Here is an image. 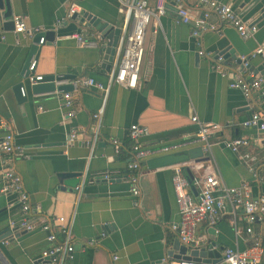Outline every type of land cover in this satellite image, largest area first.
I'll return each mask as SVG.
<instances>
[{
  "label": "crops",
  "instance_id": "0c3cea01",
  "mask_svg": "<svg viewBox=\"0 0 264 264\" xmlns=\"http://www.w3.org/2000/svg\"><path fill=\"white\" fill-rule=\"evenodd\" d=\"M219 1L229 3L243 20L253 22L256 31L243 39L234 27L220 24L211 14L209 21L218 23L219 30H208L200 40L202 49L214 56H201L192 35L193 24L179 21L171 2L166 13L147 27L137 86L113 83L107 93L83 85L36 92L22 72L35 57L36 72L43 78L75 76L55 81L56 87L73 85L77 78L105 82L116 57L110 63L98 54L93 33L70 19V8L77 4L76 12L86 10L119 27L122 36L128 27L118 0H9L13 16L22 14L29 27L41 28L43 44H38V35H15L3 19L4 8H0V36H4L0 39V117L8 121L7 131L26 153L21 158L0 156V188L4 170L12 168L29 195V217L37 225L50 222L57 236L55 242H49L47 232L39 226L32 231L11 227L9 220L20 216V208L15 194L0 191V231L11 232L3 243L6 264H42V251L54 243L73 246L69 264H171L178 260L167 255L178 238L172 225L180 218L172 176L185 150L200 144L148 155L141 161L140 194L134 196L128 182V158L122 152L133 123L147 128L140 139L143 147L159 148L194 136L198 125L191 115L195 114L201 122L218 125L220 138L249 136V145L241 151L256 155L255 166L264 176V131L241 124L251 112L264 114V104L256 92L245 97L229 85L237 76L248 78L250 71L239 68L231 55L223 60L224 75L214 62L220 50L230 47L237 57H247L254 70L264 63V17L260 16L264 0ZM147 2L154 8L155 0ZM181 3L194 18L200 17L198 0ZM74 34L81 35L85 44L80 45ZM257 48H262L263 54L253 55ZM19 86L24 87L23 96ZM65 91L72 93L71 108L61 105V92ZM5 131L0 129V136ZM73 132L75 139L71 140ZM114 139L120 141L117 153ZM203 153L207 160L187 161L195 181L214 170L227 186L248 182L254 195H264V180L252 177L238 153L217 142ZM61 172L83 175L72 188L59 182L57 174ZM187 191L193 194L189 186ZM60 216L63 222L56 220ZM238 225L240 232L236 233L226 213L212 226L213 232L207 222H199L195 235L200 242H214L220 253L225 247L244 250L259 238L262 253L258 264H264V220L253 225L252 234L244 231V220L238 218ZM191 259L196 260L194 256Z\"/></svg>",
  "mask_w": 264,
  "mask_h": 264
},
{
  "label": "built area",
  "instance_id": "2783aa9c",
  "mask_svg": "<svg viewBox=\"0 0 264 264\" xmlns=\"http://www.w3.org/2000/svg\"><path fill=\"white\" fill-rule=\"evenodd\" d=\"M123 8L124 22L128 27L127 33L119 37L116 48V63L107 76L106 81L96 80L92 77L85 79H77L74 81V87L86 86L95 88L107 93L110 84H117L126 88H135L139 78V72L145 50V34L151 20L158 21V18L164 15L168 5L172 2L176 6V12L179 21L182 23H192V35L196 39V46L199 48L198 54L213 58L214 54L205 52L202 49L200 37L208 30H219L218 23L209 21L210 15L214 14L220 24H228L235 28L239 36L243 39L251 36L257 29L253 22L243 20L235 9L226 2L219 0H198L199 6L202 8L200 17L194 18L189 9L182 5L181 0H155L154 8L149 7L147 0H118ZM77 4L73 3L70 13L76 12ZM13 29L15 35L29 34L40 35L38 44L45 41L44 34L40 27H29L26 16L17 14L12 17ZM61 22V20H59ZM58 22V23H59ZM77 42L82 45L85 40L81 35H72ZM0 39H4L1 35ZM16 43L17 40H16ZM263 54L262 48H257L253 55ZM243 69H249L248 58L240 57ZM223 57L216 55L214 62L215 68L221 74H225ZM37 59L32 57L26 68L22 72V76L30 84L35 85L43 80V75L36 72ZM249 77L237 76L230 83V87L238 88L245 97H249L252 92H256L262 103L264 104V74H256L250 70ZM253 72V73H252ZM255 73V74H254ZM21 95H24V87L19 86ZM61 105L63 108H71L73 105V96L71 92H61ZM42 109L41 106L38 107ZM101 109L93 116L96 118L101 114ZM69 115H74L73 111ZM191 121L197 123L198 130L191 138H185L180 141L173 142L159 148H145L142 146L140 139L147 134L145 126L133 123L129 126L128 138L131 141L129 157L127 160V170L129 172L128 182L130 183V191L134 196H138V177L141 167V161L148 155L163 151L169 152L186 147L190 144H200L204 152L209 151L214 142L221 143L224 147L230 149L234 153L240 155L241 160L248 167L249 173L254 179L264 180V176H260L255 166L256 155L241 151L249 145V136H235L230 138H220L218 136V125L207 124L201 122L195 114L191 115ZM242 126L259 131H264V114L257 111L242 121ZM0 129L6 130L0 136V156L11 155L14 158L26 157L25 149L22 145L14 141L12 132L8 130V121L0 117ZM75 139V133L71 134V140ZM115 152H119L120 141L114 139L112 141ZM264 144V141H263ZM188 162L178 163L174 167V175L172 176V184L175 192V201L179 212V222L172 225V229L176 231L180 242L190 248H199L203 242H200L195 235V229L199 222L205 221L211 227L214 226L223 214L230 216V224L236 233H239L238 218L244 220L246 226L244 231L248 234L253 233V225L264 220V195H254L252 187L248 182H242L239 186H227L216 171L206 173L203 178L192 183L196 186L197 195L187 191L189 183L183 175V168ZM188 167V166H187ZM189 168V167H188ZM107 176H105L106 178ZM195 181V182H194ZM0 191L3 194H15L17 203L20 208V216L17 219H10L9 225L18 230L32 231L37 226L41 230L47 232L46 239L49 242H55L57 239L55 228L50 222H42L40 225L29 217L31 205L29 195L25 191L22 179L12 168L8 167L4 170L1 179ZM58 222H63L64 217H58ZM62 231H66L63 229ZM216 249V245L210 246ZM73 246L69 244L60 245L52 244L42 251L41 257H47L52 264H69L68 261L73 259ZM262 253V245L259 238H256L252 245L244 250L233 247H225L221 251V260L217 263L202 262L193 259L177 260L171 264H258ZM117 256L114 255L113 259Z\"/></svg>",
  "mask_w": 264,
  "mask_h": 264
},
{
  "label": "water",
  "instance_id": "95a60500",
  "mask_svg": "<svg viewBox=\"0 0 264 264\" xmlns=\"http://www.w3.org/2000/svg\"><path fill=\"white\" fill-rule=\"evenodd\" d=\"M61 1L65 2V0ZM0 8H4L5 10L2 16L3 19L7 21L6 25L10 26V28L13 29V13L11 11L9 0H0ZM260 16L264 17V5L260 8ZM70 19L73 22H79V27H84L93 33V38L97 46L98 54H101L104 60L111 63L115 57L121 29L119 27H115L113 24H110L107 21H101L100 18L96 17L86 10L73 12ZM50 33L52 36L54 35L53 31H51ZM40 35L41 34H38V39ZM218 55L222 56L225 60L229 57V55H231L235 60L237 66L243 69L241 58L237 57L230 47L223 48L218 52ZM109 66H107L106 69H109ZM248 68L256 73L259 72V74L264 73V63L258 66L255 70L251 65H249ZM74 77V75H47L43 78L42 81H39L34 85V89L36 92L54 91L62 88L64 90H72V84L56 87L55 81L59 82L67 78L73 79ZM181 159V163H183L192 159H200L201 161H204L207 160L208 157L204 156L201 146L197 145L191 148H187V150H185L184 157H182ZM184 171H187L189 173V176H187ZM82 175V172H61L57 174V177L60 183H64L67 186L75 188L80 183ZM183 175L186 177L193 195L196 196L197 192L192 183L193 177L187 166L183 168ZM213 230L214 228L211 227L210 232H213ZM10 234V230L7 229L0 231V264H6V260L4 257L5 246L3 243L10 236ZM210 245L213 246L214 242H210V240H208L207 242L202 243L199 248L196 247L190 249L189 246L182 244L180 240L176 238L173 241V249L168 250L167 255L178 260H190L194 256V259H196V261L217 263L221 260L220 250L218 249V246H216V249H211L209 247ZM39 262H42V264H52L47 257L40 259Z\"/></svg>",
  "mask_w": 264,
  "mask_h": 264
},
{
  "label": "trees",
  "instance_id": "16d2710c",
  "mask_svg": "<svg viewBox=\"0 0 264 264\" xmlns=\"http://www.w3.org/2000/svg\"><path fill=\"white\" fill-rule=\"evenodd\" d=\"M130 144H131L130 139L126 137L123 140V146H122V152L124 153V155H125L124 157L125 158H128L129 157ZM184 172H185V174H187V176H189V173L187 171H184Z\"/></svg>",
  "mask_w": 264,
  "mask_h": 264
}]
</instances>
